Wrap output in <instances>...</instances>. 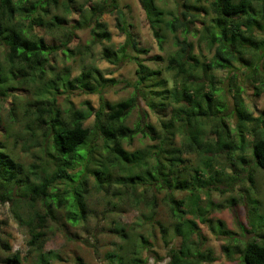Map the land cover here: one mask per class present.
Returning a JSON list of instances; mask_svg holds the SVG:
<instances>
[{"label": "clouds", "instance_id": "clouds-1", "mask_svg": "<svg viewBox=\"0 0 264 264\" xmlns=\"http://www.w3.org/2000/svg\"><path fill=\"white\" fill-rule=\"evenodd\" d=\"M0 264H264V0H0Z\"/></svg>", "mask_w": 264, "mask_h": 264}, {"label": "trees", "instance_id": "trees-1", "mask_svg": "<svg viewBox=\"0 0 264 264\" xmlns=\"http://www.w3.org/2000/svg\"><path fill=\"white\" fill-rule=\"evenodd\" d=\"M225 19H227V18H225ZM218 38H222V37H218ZM223 59H227V57H224Z\"/></svg>", "mask_w": 264, "mask_h": 264}]
</instances>
